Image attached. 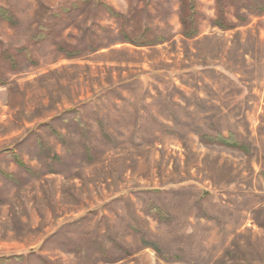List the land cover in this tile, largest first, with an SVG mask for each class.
I'll use <instances>...</instances> for the list:
<instances>
[{"label": "rangeland", "instance_id": "obj_1", "mask_svg": "<svg viewBox=\"0 0 264 264\" xmlns=\"http://www.w3.org/2000/svg\"><path fill=\"white\" fill-rule=\"evenodd\" d=\"M195 1L0 0V264H264V0Z\"/></svg>", "mask_w": 264, "mask_h": 264}, {"label": "trees", "instance_id": "obj_2", "mask_svg": "<svg viewBox=\"0 0 264 264\" xmlns=\"http://www.w3.org/2000/svg\"><path fill=\"white\" fill-rule=\"evenodd\" d=\"M226 0H215L216 4V12H217V20L214 25L223 30L228 31L236 28V24L228 23L226 17ZM246 10H249V7H244ZM179 11H180V24L182 27V36L186 39H194L199 35V17L202 16L200 11L197 9L195 0H179ZM261 11L264 12V7H261ZM0 20L7 22H15L14 17L11 15L9 10L0 7ZM157 41V40H156ZM156 41L149 42H136V41H128L135 47H148L153 46ZM57 134V133H56ZM218 143L232 148H238L236 143H231L230 139H225L224 137L218 138ZM10 157H12L14 163L24 169H28V166L23 162L21 157L13 152L9 153ZM5 178H12V175L2 173ZM157 251L155 247L149 246Z\"/></svg>", "mask_w": 264, "mask_h": 264}]
</instances>
